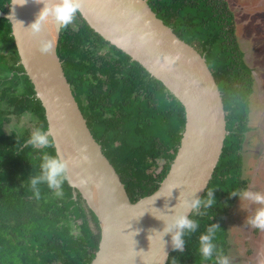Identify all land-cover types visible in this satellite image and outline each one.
<instances>
[{
	"label": "trees",
	"instance_id": "trees-1",
	"mask_svg": "<svg viewBox=\"0 0 264 264\" xmlns=\"http://www.w3.org/2000/svg\"><path fill=\"white\" fill-rule=\"evenodd\" d=\"M11 0H0L7 13ZM164 24L206 57L224 101L228 136L213 180L215 203L191 215L198 223L185 233L183 250L168 264H218L205 260L200 237L218 225L214 243L228 256L226 218L246 189L244 133L248 131L255 81L236 38L235 18L225 0H149ZM75 28H62L58 56L73 95L95 140L120 176L132 203L153 195L167 177L183 138L184 106L138 63L94 32L78 12ZM31 116L32 128L9 129ZM47 131L45 109L27 77L12 35L0 19V264H91L101 242L97 217L82 196L74 198L65 179L59 189L41 181L42 163L57 155L52 143H29L35 130ZM80 222V223H79Z\"/></svg>",
	"mask_w": 264,
	"mask_h": 264
},
{
	"label": "water",
	"instance_id": "water-1",
	"mask_svg": "<svg viewBox=\"0 0 264 264\" xmlns=\"http://www.w3.org/2000/svg\"><path fill=\"white\" fill-rule=\"evenodd\" d=\"M80 5L94 32L140 64L185 108L183 138L167 177L158 191L136 203L93 137L65 76L58 56L63 27L50 22L32 33L43 7L37 0L24 5L11 0L0 19L12 25L21 65L45 109L46 132L56 154L68 162L66 180L74 198L80 194L99 221L101 242L91 264H168L175 230L165 232L166 221L181 213L191 217L195 210L187 202L202 199L223 154L228 132L221 91L206 57L166 26L149 0H80ZM41 39H54L52 52L41 51Z\"/></svg>",
	"mask_w": 264,
	"mask_h": 264
},
{
	"label": "rangeland",
	"instance_id": "rangeland-1",
	"mask_svg": "<svg viewBox=\"0 0 264 264\" xmlns=\"http://www.w3.org/2000/svg\"><path fill=\"white\" fill-rule=\"evenodd\" d=\"M225 1L234 14L236 38L245 55V62L253 72L254 91L257 95H253L251 102L254 105L253 112L257 113L256 107L259 103L257 96L259 89L263 90L262 87H264V0ZM77 19L76 15L71 23L75 28H77V23H75ZM262 96L264 98V90ZM263 106L264 104L259 107L262 114L264 113ZM252 115L251 121L253 120ZM33 125H35L34 120L27 115L20 121L13 120L8 128L21 131L32 128ZM252 126H256V123H252ZM254 138L253 136L248 138L246 153L242 152L243 159L244 153L246 154L243 179L248 181L252 190L264 192V148H261L262 155L257 154L260 152L258 143H262V141H258L259 137L255 140ZM254 164H257L256 169ZM259 169L262 170L257 173ZM252 206H254L253 209H251ZM257 207L259 206L249 204L240 197L226 218L230 246L228 256L231 264H264V231L259 232L258 229H254L247 223L249 217L254 215Z\"/></svg>",
	"mask_w": 264,
	"mask_h": 264
},
{
	"label": "clouds",
	"instance_id": "clouds-1",
	"mask_svg": "<svg viewBox=\"0 0 264 264\" xmlns=\"http://www.w3.org/2000/svg\"><path fill=\"white\" fill-rule=\"evenodd\" d=\"M37 2L42 4L43 7L30 28L34 35L41 33L44 27L50 22H55L61 27H67V25L72 23L81 7L80 0H37ZM17 3L24 5L27 3V0H23V3H21L20 0H14V4ZM10 18H14V12ZM40 45L42 52L50 53L54 49V39H41ZM30 143L46 147L52 143V138L49 136L48 132L37 129L33 132ZM41 167L43 175L31 181L33 187L38 185L41 181H46L49 187L59 189L62 182L67 179L68 162L58 154L45 156ZM233 195H239L243 201L259 206L256 208L254 215L249 217L247 223L254 229L264 231V192L254 191L249 187L234 192ZM208 197L206 201L200 198H194L190 202H187L186 206L193 210H198L202 204L205 207L211 206L215 203L211 191L208 193ZM166 224L167 227L164 230L165 232H173V230H175L173 232L172 241L174 249L178 250H183L184 248V236L186 231H195L199 226L187 213L176 215L170 221H166ZM217 228L218 225L210 226L207 232L200 237L199 251L205 260H209L215 255L218 264H231L229 256L218 254L217 246L214 243Z\"/></svg>",
	"mask_w": 264,
	"mask_h": 264
},
{
	"label": "flooded vegetation",
	"instance_id": "flooded-vegetation-1",
	"mask_svg": "<svg viewBox=\"0 0 264 264\" xmlns=\"http://www.w3.org/2000/svg\"><path fill=\"white\" fill-rule=\"evenodd\" d=\"M244 57H245V55H244ZM252 74H253V72H252ZM260 89H259V94L257 96L259 103H257V100L255 101L258 104L257 107H256L258 114L255 113V112H253V107H254L253 102L250 103V115H249V121H248V131L244 133V144H243L242 152H245L246 153L245 150H246V147L248 145L247 144V142L249 140L248 138L250 136H253V138L254 137L255 138L259 137L258 138V141H262V143H258V146L260 148V152L255 151V152H257V154L262 155L261 148H264V113L263 114L260 113L259 107H260V105H263L264 104V98L262 96L264 87H262L263 90H260ZM255 94H256V91H254V94L253 95L255 96ZM252 101H253V99H252ZM263 108H264V106H263ZM252 113H253V115H252ZM251 115L253 117V120L252 121H251ZM252 123H256V126H252ZM255 138H254V140H255ZM245 153H244L243 165H244V160H245V155H246ZM255 156H258V155H255ZM256 167H257V164H254V168L255 169H256ZM261 170L262 169H259L257 171V173H259ZM242 176H243V174H242ZM249 187H250V185L247 186V188H249ZM253 208H254V206H252L251 209H253ZM259 232H260V230H259Z\"/></svg>",
	"mask_w": 264,
	"mask_h": 264
}]
</instances>
